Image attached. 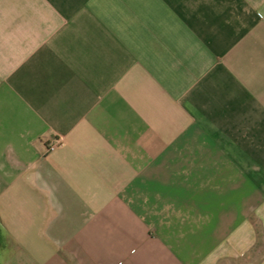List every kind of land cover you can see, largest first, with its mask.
Segmentation results:
<instances>
[{
	"label": "crops",
	"instance_id": "crops-1",
	"mask_svg": "<svg viewBox=\"0 0 264 264\" xmlns=\"http://www.w3.org/2000/svg\"><path fill=\"white\" fill-rule=\"evenodd\" d=\"M0 264H264V0H0Z\"/></svg>",
	"mask_w": 264,
	"mask_h": 264
},
{
	"label": "built area",
	"instance_id": "built-area-1",
	"mask_svg": "<svg viewBox=\"0 0 264 264\" xmlns=\"http://www.w3.org/2000/svg\"><path fill=\"white\" fill-rule=\"evenodd\" d=\"M56 147V143H53V144H49L48 147H47V151L50 152V151H53Z\"/></svg>",
	"mask_w": 264,
	"mask_h": 264
}]
</instances>
